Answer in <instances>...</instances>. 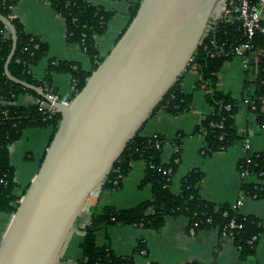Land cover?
Here are the masks:
<instances>
[{
	"label": "trees",
	"instance_id": "1",
	"mask_svg": "<svg viewBox=\"0 0 264 264\" xmlns=\"http://www.w3.org/2000/svg\"><path fill=\"white\" fill-rule=\"evenodd\" d=\"M19 1L0 0V15L11 22L17 39L16 49L8 66L10 74L38 88L43 89L45 85L51 92H55L51 86L52 76L57 73L68 74L74 87L71 94L73 98L83 88L91 72L105 58L99 56L95 38L106 32L112 14L101 7L93 6L88 0H41L64 19L67 42L80 46L91 63V69L84 71L78 63L50 60L44 77L38 80L30 74V66L46 57L48 47L37 37L26 34L20 21L12 17L11 9ZM139 2L130 9L128 23L116 41L135 16ZM244 43L251 46L245 52L246 56L253 55L256 59L248 61V66L255 68V92L252 97L246 99L247 108L255 115L257 126L264 129V37L257 32L251 39H247L237 21L222 22L216 26L209 24L185 69L187 71L194 67L198 76L195 90L205 92V101L210 107V112L202 117L193 132L202 137L200 153L203 157L224 152L237 141L244 139L234 124V116L237 113L236 100L229 93L217 88L218 72L226 62L235 57L234 49ZM10 49V35L0 22V212L7 214L15 212L27 189L26 187L19 197L13 193L16 184L14 170L9 162L10 146L29 128H51L49 145L60 120L58 114L40 111L36 104H16L21 93H27L39 100L42 98L33 91L10 82L4 75L3 66ZM183 74L166 92L151 115L160 109L170 115H178L191 109L192 95L184 93L181 88ZM142 127L126 144L100 189H118L123 178L130 172L131 164L141 161L144 164V175L140 187H150L151 199L130 209L116 210L113 207H104L100 214H92L89 223L80 230L81 257L75 264H134L133 255L144 249L143 243L139 242L130 255L117 256L109 247L96 245L97 229L102 225L122 224L158 231L168 217L185 218L186 232L192 229L194 235L208 230H215L219 238L225 234V239L231 240L237 248L240 259L253 256L259 238L264 235V224L253 216L239 214L237 209H232L228 203L215 205L203 200L199 195L203 174L199 170L189 171L180 181L179 193L174 195L170 191V180L179 164L178 139L169 142L160 135L142 137ZM167 143L173 145L174 151L171 160L165 164L161 161V155ZM236 167L239 174L246 172L259 180V184H253L242 178L240 193L255 200L263 199L264 152L243 155ZM232 221L239 226L238 229L229 227Z\"/></svg>",
	"mask_w": 264,
	"mask_h": 264
},
{
	"label": "crops",
	"instance_id": "2",
	"mask_svg": "<svg viewBox=\"0 0 264 264\" xmlns=\"http://www.w3.org/2000/svg\"><path fill=\"white\" fill-rule=\"evenodd\" d=\"M88 1L112 14L106 32L95 38L99 56L103 57L108 54L127 25L130 9L140 0ZM11 14L20 21L26 34L37 37L48 47L46 57L30 66V74L34 78L41 80L44 77L50 60L78 63L84 71L91 69V63L80 46L67 42L64 19L49 5L41 0H20L12 7ZM254 73V67L245 66L241 58L234 57L217 74V88L229 93L237 102L234 124L238 133L247 139L249 154L264 152V129L257 126L255 115L245 103L255 92ZM197 79V73L192 67L184 72L181 80L182 91L192 95V107L189 111L170 115L160 109L147 119L140 135L146 138L160 135L169 142L178 139L179 164L170 180V191L174 195L179 193L181 179L189 171L199 170L203 174L199 184L200 197L215 205H232L240 195L241 177L236 165L244 155V139L237 141L224 152L206 157L201 155L202 137L193 132L202 117L210 112V107L205 101V92L195 90ZM51 86L61 97H71L73 93V83L68 74H54ZM34 101L33 96L21 93L16 104L28 106ZM51 132V128H29L10 146L9 162L14 170L15 196L22 195L36 174ZM173 151L171 143L164 145L162 163L167 164L171 160ZM143 175V162L135 161L118 189H97L87 198L86 210L75 225L77 230L70 234L57 264H75L81 257L80 230L89 223L92 214H100L104 207L130 209L151 199L150 187H140ZM245 181L259 182L253 176L245 178ZM237 211L244 216H253L264 224V198L255 200L246 197ZM11 215L0 212V242ZM185 227L186 219L183 217L166 218L158 231L122 224L102 225L95 233V242L99 247H109L117 256H128L139 242L143 243L146 254L142 256L135 253L134 264H264V235L257 242L255 254L242 260L231 240L219 238L215 230L201 231L191 236ZM73 243L74 249L71 247Z\"/></svg>",
	"mask_w": 264,
	"mask_h": 264
},
{
	"label": "water",
	"instance_id": "3",
	"mask_svg": "<svg viewBox=\"0 0 264 264\" xmlns=\"http://www.w3.org/2000/svg\"><path fill=\"white\" fill-rule=\"evenodd\" d=\"M221 0H140L135 16L69 104L13 77L60 116L53 138L0 242V264H57L87 198L105 181L126 144L184 73Z\"/></svg>",
	"mask_w": 264,
	"mask_h": 264
},
{
	"label": "built area",
	"instance_id": "4",
	"mask_svg": "<svg viewBox=\"0 0 264 264\" xmlns=\"http://www.w3.org/2000/svg\"><path fill=\"white\" fill-rule=\"evenodd\" d=\"M234 21L239 22L243 34L245 35V37H247V39H251L257 32H259L260 35L264 37V0H221L220 9L218 11H215L213 15L210 17L208 25L210 24L211 26H216L218 23H222V22L232 23ZM250 48L251 46L249 45V43H244L234 49L235 57L241 58L245 66H248V61L250 59L254 61L256 60L255 57H253V55L246 56L245 52L248 51ZM40 89L42 91L44 90L43 92L46 95H48V97L54 102H59L67 105L72 99L71 97H61L57 95L55 92L49 91L47 89V86L45 85L43 89L42 88ZM72 90H74L73 86H72ZM245 103L247 104V100H245ZM33 104H36L40 111H46L48 113L54 114L53 112L54 108L52 107V105L48 104L43 99L42 100L35 99ZM248 149H249L248 141L247 139H244V144H243L244 155L246 154L251 155L248 153ZM239 175L241 179L242 178L245 179L249 176H252L250 174H247L246 172L241 173ZM253 184H259V182ZM100 188L101 187L97 189ZM244 198H246V196L240 193L239 199L234 204L231 205V208L234 210L238 209ZM85 210H86V205L85 208L83 209V212ZM229 227L232 229L239 228V226L234 224L233 221L230 223ZM188 234L192 236L194 235V231L190 229ZM225 238H226L225 234H222L221 239H225ZM138 254L144 256L146 253L144 250H140Z\"/></svg>",
	"mask_w": 264,
	"mask_h": 264
},
{
	"label": "rangeland",
	"instance_id": "5",
	"mask_svg": "<svg viewBox=\"0 0 264 264\" xmlns=\"http://www.w3.org/2000/svg\"><path fill=\"white\" fill-rule=\"evenodd\" d=\"M81 215H83V213H82ZM80 217H81V216H80ZM74 239H75V238H74ZM74 246H75V244L73 243L72 246H71L72 249H74Z\"/></svg>",
	"mask_w": 264,
	"mask_h": 264
}]
</instances>
